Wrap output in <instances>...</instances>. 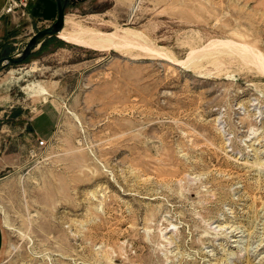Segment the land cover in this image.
Instances as JSON below:
<instances>
[{"label": "rangeland", "instance_id": "rangeland-1", "mask_svg": "<svg viewBox=\"0 0 264 264\" xmlns=\"http://www.w3.org/2000/svg\"><path fill=\"white\" fill-rule=\"evenodd\" d=\"M61 1L64 31L130 42L0 68V264H264V0Z\"/></svg>", "mask_w": 264, "mask_h": 264}, {"label": "bare ground", "instance_id": "bare-ground-1", "mask_svg": "<svg viewBox=\"0 0 264 264\" xmlns=\"http://www.w3.org/2000/svg\"><path fill=\"white\" fill-rule=\"evenodd\" d=\"M71 28L74 29V27H71ZM71 28H69V29H71ZM92 30L93 29H91L90 31L88 29L87 30L86 29H79V30H72V31H64L63 30V26H62V28L56 33V35L60 36L61 38H64L67 41L77 42V43H81V44H84V45H90L91 47L98 48V49L99 48L109 47L110 44L116 45V44H121V42H123V43L130 42L129 41V37L127 36L128 34H126L124 32V30L121 31V33L115 31V32L109 33V34H103V33L102 34H98L99 33L98 31H97L98 33H96V32H91ZM42 40H43V38H41L36 43V45H38L40 42H42ZM235 46H237V45H235ZM113 48H115V47H113ZM241 52H243L242 53L244 55L243 57H245L246 59L248 58V54L251 55V53L247 52V50L246 51H241ZM254 56H256V57H254ZM252 58L255 60V63H257V60L261 61L260 58H258L257 55H253ZM256 58H258V59H256ZM257 65H258V63H257ZM263 66H264V64H262V67ZM261 71H262V69H261Z\"/></svg>", "mask_w": 264, "mask_h": 264}, {"label": "water", "instance_id": "water-1", "mask_svg": "<svg viewBox=\"0 0 264 264\" xmlns=\"http://www.w3.org/2000/svg\"><path fill=\"white\" fill-rule=\"evenodd\" d=\"M57 5V16L55 21L47 26L37 30L33 33L24 48L17 54L8 55L0 58V68L4 66L6 63H19L23 61L32 51V49L36 46V43L43 38L56 35V33L62 28L64 24V6L61 0H56ZM42 40V41H43Z\"/></svg>", "mask_w": 264, "mask_h": 264}, {"label": "built area", "instance_id": "built-area-1", "mask_svg": "<svg viewBox=\"0 0 264 264\" xmlns=\"http://www.w3.org/2000/svg\"><path fill=\"white\" fill-rule=\"evenodd\" d=\"M34 0H4L0 8V19L3 16L9 17L14 22L21 18L29 19L28 7ZM45 140H40L39 145H45Z\"/></svg>", "mask_w": 264, "mask_h": 264}, {"label": "crops", "instance_id": "crops-1", "mask_svg": "<svg viewBox=\"0 0 264 264\" xmlns=\"http://www.w3.org/2000/svg\"><path fill=\"white\" fill-rule=\"evenodd\" d=\"M3 2H4V0H2L0 2V8H1ZM55 2H56V0H55ZM35 3H36V0H34L33 2H31L30 5H29L28 11H29L30 14H31V11L30 10L35 7ZM53 4H54V1H53ZM53 4H51L49 10L47 11V14H45V15H43V16L40 17L41 20H42V22H52V20L54 21V19L56 18V16H57V5L54 4V6H53ZM7 21H10L9 20V17L3 16L0 19V27H1V25H3V23H6ZM1 244H2V235L0 233V249H1Z\"/></svg>", "mask_w": 264, "mask_h": 264}]
</instances>
